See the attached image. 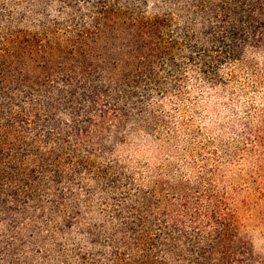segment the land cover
Here are the masks:
<instances>
[{
  "label": "trees",
  "instance_id": "trees-1",
  "mask_svg": "<svg viewBox=\"0 0 264 264\" xmlns=\"http://www.w3.org/2000/svg\"><path fill=\"white\" fill-rule=\"evenodd\" d=\"M188 74L264 90V0H0V264H254L264 100L182 168L116 156L175 142Z\"/></svg>",
  "mask_w": 264,
  "mask_h": 264
},
{
  "label": "rangeland",
  "instance_id": "rangeland-1",
  "mask_svg": "<svg viewBox=\"0 0 264 264\" xmlns=\"http://www.w3.org/2000/svg\"><path fill=\"white\" fill-rule=\"evenodd\" d=\"M239 76L242 80L246 78L241 72ZM187 77L188 82L180 111H175V108L171 107L173 102L171 100H165L163 103V111L173 116L171 123L176 133L175 142L165 147L161 142L147 141L143 138L131 139L125 146L117 148L116 156L125 165L136 166L140 162L142 168H152L159 162H164L182 168L184 160H195L186 154L190 150L193 151L194 146L200 144L199 142L209 138L216 144L220 138L231 139L232 134L228 129L230 118L244 113L243 105L246 104L247 99L253 103H261V100H264V90L258 91L259 93L257 90H247L248 98L244 99L237 94L241 100L240 103H236L231 100L229 91L221 92L219 86L211 88L208 85H198L200 81L197 78L194 79L191 74ZM233 86L237 87V85ZM193 134L198 135L196 140ZM238 236L241 241L249 243L248 248L252 251L254 264H264V231L249 228L245 234L239 233Z\"/></svg>",
  "mask_w": 264,
  "mask_h": 264
}]
</instances>
